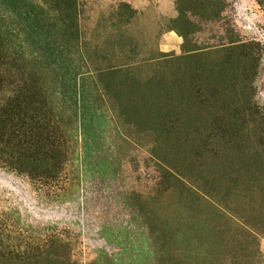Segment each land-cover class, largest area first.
<instances>
[{
    "label": "trees",
    "instance_id": "16d2710c",
    "mask_svg": "<svg viewBox=\"0 0 264 264\" xmlns=\"http://www.w3.org/2000/svg\"><path fill=\"white\" fill-rule=\"evenodd\" d=\"M82 1H51L64 36H81ZM172 4L167 25L182 40L179 55L143 56L125 32L137 15L132 0H110L102 21L113 32L111 50L94 46L87 56L100 96L142 140L139 164L130 171L143 188L129 192L126 206L147 228L155 227L153 197L168 192L184 207L204 201L224 218L231 212L228 197L239 187L244 197L256 196L254 222L264 233V115L253 87L257 46L240 39L228 0ZM15 60L0 33V171L39 191L61 190L70 157L64 123L40 74ZM14 227L0 214V264H82L76 232L48 228L24 235Z\"/></svg>",
    "mask_w": 264,
    "mask_h": 264
},
{
    "label": "rangeland",
    "instance_id": "374dc122",
    "mask_svg": "<svg viewBox=\"0 0 264 264\" xmlns=\"http://www.w3.org/2000/svg\"><path fill=\"white\" fill-rule=\"evenodd\" d=\"M51 1L0 0V33L15 64L37 71L45 82L70 157L58 191L36 190L23 177L0 171L2 217L24 235L48 228L76 232L82 264H264V233L253 216L256 196L244 197L239 187L228 197L231 212L224 218L204 201L184 207L169 192L155 194L149 204L155 227L147 228L127 208L124 198L143 188L130 171L139 164L142 140L100 96L87 59L94 46L100 53L111 50L113 32L102 21L109 17L110 0H81L86 8L77 38L64 36ZM228 1L240 39L257 46L254 101L264 115V0L243 8L241 0ZM132 2L137 15L125 32L140 53L179 55L182 40L167 25L175 15L173 0Z\"/></svg>",
    "mask_w": 264,
    "mask_h": 264
},
{
    "label": "crops",
    "instance_id": "0c3cea01",
    "mask_svg": "<svg viewBox=\"0 0 264 264\" xmlns=\"http://www.w3.org/2000/svg\"><path fill=\"white\" fill-rule=\"evenodd\" d=\"M251 3V0H241V7L243 8L244 6H249ZM171 33L168 34V37L171 38Z\"/></svg>",
    "mask_w": 264,
    "mask_h": 264
}]
</instances>
